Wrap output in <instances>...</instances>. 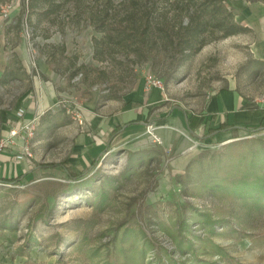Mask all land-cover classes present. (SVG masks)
<instances>
[{"label": "rangeland", "instance_id": "374dc122", "mask_svg": "<svg viewBox=\"0 0 264 264\" xmlns=\"http://www.w3.org/2000/svg\"><path fill=\"white\" fill-rule=\"evenodd\" d=\"M143 1L54 0L56 11L31 23L28 0H0V76L10 72L0 82V153L31 170L0 182V264H264V181H255L264 178V129L238 132L246 142L237 147L231 137L199 141L174 116L154 119L174 106L199 111L230 86L264 102V0H225L246 30L206 33L190 57L178 41L188 22L176 15L182 2ZM107 5L99 23L94 14ZM148 80H159L166 99L149 109L148 124L117 134L80 180L35 168L68 158L85 169L81 135L107 137L84 114L104 122L123 105L139 110L132 100L152 88ZM19 107L34 111L28 127Z\"/></svg>", "mask_w": 264, "mask_h": 264}, {"label": "trees", "instance_id": "16d2710c", "mask_svg": "<svg viewBox=\"0 0 264 264\" xmlns=\"http://www.w3.org/2000/svg\"><path fill=\"white\" fill-rule=\"evenodd\" d=\"M146 2H151V0H145ZM46 2L48 4L47 11H43L41 7L39 6L40 3ZM131 2L136 3L135 0H131ZM142 2H144L142 0ZM182 2L181 6L177 8L178 13L177 16H180L181 14L185 13V15L188 17V22L184 25H180L178 27L177 34H178V41L179 44L182 46L180 48V53L183 55V57H190L194 53H196L201 45L205 42L206 33L209 35L219 33L220 38H226L229 35L237 34L243 32V30H246L245 27H241L238 22L234 19V15L232 13V9L224 4L225 0H180ZM110 0H106V4L109 5ZM107 5V6H108ZM151 5V4H150ZM104 7L101 10H98L94 16H96V20H98L99 23H102L105 20V17L108 16L109 13V6ZM28 7H30V14L28 15L29 22H32L35 20L36 22L39 20L42 14H47L50 12H55L57 7L56 4H54V0H28ZM178 7V6H177ZM176 9V8H175ZM130 12V11H128ZM92 15V14H91ZM188 49V51H185ZM79 68L76 69L78 71ZM9 73L10 72H4L0 76V82L5 83L9 79ZM12 75V74H11ZM174 108L181 109V112L183 114L184 120H185V128L188 130L190 134H192L196 139L199 141H204L207 139H211L214 137L215 134L219 131H226V130H233L234 135H232L231 138H237V142H235L234 146L239 147L242 143H245L246 141H239V135L238 130L241 129L244 132L248 133H254L256 131H259L264 128V124L252 126V127H237L233 125H227L226 123H220L217 125V127H211L208 123L210 120L209 117L203 115L202 113H195L189 109H184L180 106H174ZM173 108V109H174ZM150 110H147L146 115L141 119H135L131 118L125 121L122 124L115 125L114 128H112L107 133V140L105 141L104 145L99 151V154L96 158L92 159L89 164L86 166L85 169L82 170H75L71 165L68 158H64L61 161L58 162H45V163H39L35 165V168H58L61 171H63L66 176L71 180H80L86 172L92 168L94 165L98 163L100 160V157L108 150V148L111 146L115 136L119 134L121 131L126 129L129 125L133 124H148L150 121L146 120V116L149 114ZM172 111H168L165 114H162L160 117L154 118V119H162L165 117H168L171 114ZM203 126L202 131L200 133L197 132L199 126ZM233 145V144H232ZM233 147V146H232ZM231 147V148H232ZM264 154V153H263ZM135 155L134 152H130V156ZM251 155L261 156V153L254 152L251 153ZM245 156L242 155L239 156L238 161H242L246 163ZM252 165L255 166L256 164L254 161H250ZM34 168V167H33ZM31 170L28 169L25 172L17 173L16 175L12 176H0V182L6 183V184H14L17 182H20ZM264 178H261L260 176L255 177L256 183L259 181H264ZM248 181V180H247ZM260 185H264V182L260 183ZM258 185V187L260 186ZM260 188H262L260 186ZM264 199L263 194L260 195L257 200L258 204L262 202ZM207 221H210L207 218ZM156 264H169V262H165L164 260H159ZM171 264V263H170ZM174 264V263H172Z\"/></svg>", "mask_w": 264, "mask_h": 264}, {"label": "crops", "instance_id": "0c3cea01", "mask_svg": "<svg viewBox=\"0 0 264 264\" xmlns=\"http://www.w3.org/2000/svg\"><path fill=\"white\" fill-rule=\"evenodd\" d=\"M165 99V93L160 90V87L156 86L150 88L149 90H143V94L138 95V97L132 100L133 103H137L139 110L131 107V105H125L126 108L123 107V105L116 113L106 117L104 121L105 123L102 122L103 117L97 114L89 115V113H86L83 118L90 123L91 129L97 131V135L104 133L107 136V133L114 128L115 125L122 124L131 118L141 120L146 115L147 110L152 108V105H155V103L157 104V102ZM26 105H30L29 102L23 104L22 107H26ZM45 105V103L43 104V102H39L38 110L40 111V109ZM176 109L177 108L172 109L171 114L167 118H172V116H174L185 128V120L181 109H177L178 112L175 114L174 112ZM18 110H21L20 107ZM132 111L136 113V117L124 119V117L126 115L128 116L130 112L132 113ZM194 112L200 114L202 113L203 115L209 117L211 121L208 123L213 128L217 127L220 123H226L227 125L237 127H252L264 124V102L258 103L254 99H250L248 95L243 94L239 89L232 86L220 88L215 91V93L209 95L202 103L201 109ZM31 113H34L32 109L29 107L25 108L24 119L26 117H31ZM143 124L139 123L129 125L126 129L121 131L120 134L128 132V130L132 128L142 126ZM202 128V125L199 126L197 132L200 133ZM241 131L244 132L241 129L238 130V132ZM91 133L87 132L85 135H81V139L76 143L78 147L76 151L78 157H82L84 155L90 157V160H92L93 156H95L94 152L96 151L94 149H99L97 151V154H99L100 149L104 145L105 142L103 143V140H100L99 142L98 140L96 141V138L92 136L93 134ZM232 135H234L233 130L219 131L211 139H225L232 137ZM13 158L15 159L14 156L11 158V156L7 153H0V176H12L28 170L27 167L30 165L27 161L22 160L16 162ZM5 173L6 176L4 175Z\"/></svg>", "mask_w": 264, "mask_h": 264}, {"label": "built area", "instance_id": "2783aa9c", "mask_svg": "<svg viewBox=\"0 0 264 264\" xmlns=\"http://www.w3.org/2000/svg\"><path fill=\"white\" fill-rule=\"evenodd\" d=\"M147 83H148V87H160V83H159V80H148L147 81ZM17 116L19 117V119H20V123H21V125H23V127L25 128V127H28L31 123H33V119H29V118H25L24 119V111L23 110H19L17 113ZM17 130L15 129V128H12L10 131H9V133H8V138L9 139H12L14 136H16V134H17ZM23 153L24 154H28V155H31V154H29V151H27V146H26V148L24 149V151H23ZM17 158H21V156H18Z\"/></svg>", "mask_w": 264, "mask_h": 264}]
</instances>
